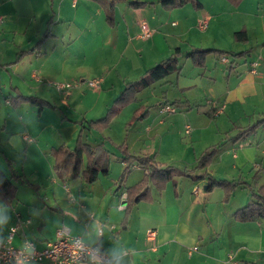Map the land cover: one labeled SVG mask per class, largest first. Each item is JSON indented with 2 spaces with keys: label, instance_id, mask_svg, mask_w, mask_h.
Segmentation results:
<instances>
[{
  "label": "crops",
  "instance_id": "crops-1",
  "mask_svg": "<svg viewBox=\"0 0 264 264\" xmlns=\"http://www.w3.org/2000/svg\"><path fill=\"white\" fill-rule=\"evenodd\" d=\"M136 1L145 3L132 5ZM196 1L199 6L189 1L169 8L161 0H0V98L5 108L10 105L14 110L19 104H30L26 113L31 116L34 129L24 125V109L17 114L8 109L5 113L0 111V151L23 152L28 160L35 151L39 159L53 168L51 148L57 147V143L66 145L64 136L74 138L77 131V125L65 112L68 99L87 101L84 108H69V114H76L80 109L81 119L75 122L80 123L81 128V122L96 119L93 114L97 115L113 103L126 82L139 79L169 53L170 56L186 53L184 57L190 62L187 69L182 65L179 73L172 74L173 79L166 77L164 81L180 92L176 103L181 114L177 117L184 121L183 129L190 125L188 134L194 142L205 136L219 139L227 135L204 169L193 172L186 171L187 167H176L191 175H203L202 178L179 175L177 177L186 179L174 177L161 192L150 183L153 199L137 202L128 215L124 189L118 187L120 176L107 183L99 181V175L88 182L82 176L72 177L71 169L63 171L61 185L52 179L56 191L47 202L41 201L40 206L28 200L18 204L19 198L14 203L16 194L9 203L0 199L8 207L0 213V238L7 236L19 215L30 222L19 224L12 238L13 245L21 246L29 239L37 248H43L47 241L55 238L56 230L65 226L70 234L85 242L98 243L108 258L104 264H264V219L238 221L233 216L237 208L252 200L251 189L264 184V124L239 138H234L230 132L235 129L238 134L244 127L264 119V47L252 55L253 47L264 46V42H260L264 41V31L258 33V29L264 30V14L259 12L264 2L244 6L245 0L236 4L229 0ZM146 6H153V11L145 9ZM202 18L206 19L204 28L198 26ZM141 21H146L152 29L149 37L140 35ZM242 29L246 31V41L234 38V33ZM227 39H232L239 48H222ZM254 39L256 44L252 43ZM200 49L226 50L232 56L239 54L232 57L207 51L205 65L198 67L187 55ZM93 77L102 79L99 89L88 86L86 80ZM54 81L78 84L64 93L52 85ZM89 90L93 96H88ZM23 95L36 96L44 105L17 102ZM47 108L52 109L56 117L52 115L50 119L44 113ZM217 108L220 111L216 113ZM146 111L147 116L149 110ZM10 115L20 121L19 127L12 130L6 127ZM150 126L145 129L148 135L152 132ZM83 129H80L81 138ZM211 145L200 148L195 165L200 153ZM150 153L148 150L138 155ZM151 156L155 159V155ZM155 161L158 166L172 165ZM121 163L124 165L122 160ZM214 164L230 168L231 175H240L246 170L247 180H241L242 176L235 178V174L232 179L244 181L241 188L247 191L236 194V188L228 201L223 200V190L211 198V193L219 186L207 190L209 178L230 181L208 170ZM132 166L141 168L135 163ZM145 172L143 169L142 176L135 177H138L136 182ZM19 175L25 177L23 172ZM71 180L93 186L94 196L89 199L86 194L82 196L81 183L75 195L68 185ZM180 180L189 182L178 186ZM24 182L31 184L29 180ZM97 182H100L98 186ZM200 185L203 191H199ZM194 246L197 249H193Z\"/></svg>",
  "mask_w": 264,
  "mask_h": 264
},
{
  "label": "rangeland",
  "instance_id": "rangeland-1",
  "mask_svg": "<svg viewBox=\"0 0 264 264\" xmlns=\"http://www.w3.org/2000/svg\"><path fill=\"white\" fill-rule=\"evenodd\" d=\"M206 1V0H204ZM264 2V0H245L244 6H248L250 2ZM145 9H148L150 12L153 11L154 7L151 6L149 8L148 6L144 7ZM160 9V8H158ZM259 12L264 14V4H261V8L259 9ZM262 29H258L259 35L262 33ZM257 41L252 40V43L256 44ZM264 42V41H260ZM222 48H227L231 50H236L239 48V46L235 45L232 39H227V41L223 42ZM261 44L258 46L253 47L252 55H255L256 52H261L262 49ZM169 53L164 59L170 57ZM186 53H183L180 55V63L183 66L184 69L188 68V64L190 63L188 59L184 57ZM230 55L229 53L227 54ZM232 56V55H231ZM230 56V57H231ZM235 57V56H232ZM212 58V57H211ZM211 58L209 59V62L211 61ZM217 62V60H216ZM185 63V64H184ZM89 79V78H88ZM167 79H173V75L170 74ZM164 80L157 82L153 85V87L145 89L138 93V99L129 104L126 105L123 110L113 118L110 126L103 130V131H89L88 129H83L82 131V138L83 140H86L90 144L95 143H102L104 142V146L109 150V174L107 177L102 176V173L100 174V180L102 182L107 183L112 180L113 178H118L124 168V165L121 163V156L122 153L120 152L119 148L117 147L120 143L125 142L128 144V146L131 149V152L133 154H144L148 150L151 151L149 156L155 155V160H157L159 163L163 164H172L173 166L177 168L190 170L193 172H196L198 170L193 169L195 166V158L199 154L202 148L210 145V144H216L220 143V141H224L227 139V135H223V137H219V139H213L208 136H205L203 139H201L198 142H194L193 139L189 136L187 132H185V129H183L184 121L178 119V115L181 114L180 109L178 107V103L173 104L176 108V112L171 113H161L159 108V103H163L165 101L173 102L175 101L178 96L180 95L177 91V89L172 86L169 82H164ZM54 82H62V81H54ZM164 82V83H161ZM92 89V88H90ZM88 94V96H93L91 93ZM2 100V98H0ZM87 105V101L83 100L80 101H74V99H68V102L65 104V112L66 115L71 117L73 120L72 122L74 125H77V131L74 132V138L72 136L66 138L64 136L63 142L69 147L73 148L75 146V141L77 138V134L80 131V123L75 122L77 120L81 119L82 113H80V109H77L75 113H70L69 108L70 107H76L79 106V108H84ZM142 105V108L138 113L142 111L149 110L147 116H139L136 117L133 114V111L138 107ZM2 108L0 109L1 112L5 113L6 110L8 111H15L17 113L21 112L23 109L24 114V125L26 128H32L33 129V122L29 119L31 116L26 113L27 107H30V104H24V106H21V104L18 105V109L14 110V108L10 105H7V108H5V104L2 100ZM106 110H102V112L98 113L97 115L93 114L94 118H99L102 115L106 113ZM258 110V109H257ZM46 115L51 119L52 115H55L56 113L50 109L47 108L45 110ZM18 116V115H17ZM257 118V117H256ZM58 119H60V114L58 115ZM88 119V118H87ZM254 120L251 119L250 122L252 123ZM71 122V121H69ZM150 124L152 132L148 135L146 133L145 129L146 126ZM20 121L13 120L9 118V122L7 123V129L12 130L13 128H16V126L19 127ZM193 126V125H192ZM57 129V128H56ZM54 130L57 133V130ZM262 129V128H260ZM231 134L235 137L237 134V130L232 129ZM253 133V132H252ZM58 136V135H57ZM108 137L111 139L109 140ZM59 139V136L57 137ZM224 143H222L223 145ZM59 143H57L56 146H58ZM155 146V147H154ZM201 148V149H200ZM200 150V151H199ZM30 156V154H29ZM32 156V157H31ZM31 160L25 159L24 153L21 152L19 154L14 153L12 150H3L0 151V169L4 171L6 174L15 173L19 174L21 172L24 173L25 177H18L13 178L12 182L17 186L16 191V197L13 200L15 203L17 200L16 198H19L20 201L18 204H20L23 201H30L32 203L41 205V201L47 202L48 199L51 198V194L55 192V186L52 184V179L54 178L58 185L62 184V179L64 178V174L62 170L54 171L52 167L48 166V162H44V160H41L38 158V154L35 151H32L31 153ZM139 156V155H138ZM50 161V158L47 157ZM9 159V161L7 160ZM9 163L11 166H9ZM214 167L209 168L208 170H214L216 171V175L219 177H223L226 179L233 180L232 178H239V176H242L241 180H247V172L246 170H243V172L239 175V173H234L231 175L230 168L224 167L220 168L217 164H214ZM192 172V173H193ZM142 176L143 169L139 167L132 166L131 170L126 174L125 177V184H133L138 180L135 178L137 175ZM140 178V177H139ZM186 179V177H177V179ZM24 180H29L31 184H27L24 182ZM72 181V184H70ZM68 182V185L71 187L72 192L77 195V186L81 183V195L85 196L87 195L88 199L93 197L92 195L93 186L91 187L90 184L86 183L85 181L81 182L80 180H71ZM187 180H180L178 182V186L181 183H188ZM243 183L239 185L235 191V193H241L247 191L246 188H241L244 186ZM100 182H97L96 186L99 185ZM171 185V184H169ZM94 186V187H96ZM200 190L203 191L202 185H200ZM223 189H220L219 187H215L213 190V193H211V198L214 197V195L218 193H222ZM94 193V192H93ZM125 204V201L122 202ZM5 204L0 201V213L3 212ZM8 208V207H7ZM202 208H199V211H201ZM47 211V210H45ZM199 217H203L199 216ZM1 220V215H0Z\"/></svg>",
  "mask_w": 264,
  "mask_h": 264
},
{
  "label": "trees",
  "instance_id": "trees-1",
  "mask_svg": "<svg viewBox=\"0 0 264 264\" xmlns=\"http://www.w3.org/2000/svg\"><path fill=\"white\" fill-rule=\"evenodd\" d=\"M191 2L195 6H199L200 3L196 0H161L162 4L169 8H174ZM230 2L236 4L240 0H229ZM145 2H132L134 6H141ZM110 19V18H109ZM112 20L110 19V23ZM234 38L238 41H246V31L244 29L236 31L234 33ZM207 51H213L219 55H230L231 52L226 50L217 49H200L198 52L192 50L188 53V57L191 58L192 63L195 66L203 67L205 65V53ZM238 56L239 53L235 54ZM228 56V55H227ZM182 68L180 63V54L172 53V55L162 60L149 69L146 70L144 75L135 81L126 82L121 93L113 100V103L107 108L106 113L97 118L89 119L85 122H81V130L83 128L89 131H103L107 129L113 118L119 115L126 105L135 102L138 99V93L153 87V85L160 80L165 79L170 74H177ZM27 101L42 107L44 104L43 100L32 95L19 96L17 102ZM168 100L161 104H168ZM176 100L171 105L176 104ZM160 104V105H161ZM142 108V105L138 106L133 114L136 117L145 116L147 111H142L138 113ZM160 108V106H159ZM264 124V119L254 122V124L244 127L240 132L234 137L239 138L247 134H251L255 129ZM81 130L78 134L73 148H69L66 145H59L57 147H52L49 154L53 161V170H62L68 172L71 169L72 177L82 176L86 181L92 182L102 174H108L109 172V150L104 146V142L90 144L81 138ZM109 139V138H108ZM221 143L212 144L203 150L197 157L196 165L193 169H204L211 163L214 156L218 153ZM122 153L121 160L124 163L123 171L118 179V187L124 189V194L126 195V215H128L134 208L135 204L141 200H152L153 194L150 192L149 184L151 183L157 192L165 187L166 183L173 180L174 177L179 175L191 176L193 179L202 178L203 175H191L186 173V171H181L172 165H156V161L152 156L143 155L138 156L132 154L125 142L120 143L117 146ZM85 158V168L82 169V161ZM136 164L143 168L146 172L143 177L136 183L126 186L124 184L126 174L131 170V166ZM9 166L11 164L9 163ZM20 177L19 174L10 173L6 174L0 169V199L3 202L9 203L16 194L17 187L12 182L13 178ZM243 182L241 180H218L209 178L206 185V189L210 190L215 186L221 187L224 192V201H228L233 191L241 185ZM252 200L247 204L237 208L234 211V218L238 221H258L264 219V184L260 185L257 189H251Z\"/></svg>",
  "mask_w": 264,
  "mask_h": 264
},
{
  "label": "built area",
  "instance_id": "built-area-1",
  "mask_svg": "<svg viewBox=\"0 0 264 264\" xmlns=\"http://www.w3.org/2000/svg\"><path fill=\"white\" fill-rule=\"evenodd\" d=\"M1 21V15H0ZM200 28L206 27V19L202 18L198 22ZM140 35L144 38L149 37L152 29L146 21L140 23ZM227 60L226 58H222ZM89 87L99 89L102 79L100 77H93L86 80ZM77 82H52V85L58 90L68 93L70 89L76 86ZM212 103L214 107L217 105L212 100H207ZM160 112L172 113L176 110L171 104H161ZM220 108L216 109V113ZM190 125L185 126V132H190ZM17 222L8 230L5 238H0V263L24 264L27 261H43L47 260L50 264H81L89 262L90 264H97V259L104 264L108 261L105 252L99 247L98 243L89 244L81 239L79 236L70 234L65 226H61L56 230L55 238L47 241L43 248H37L33 241L25 239L21 246L12 244V238L18 229L19 224L22 222L29 223L30 219H21L17 215ZM151 232V231H150ZM152 233V232H151ZM197 249V246L192 247Z\"/></svg>",
  "mask_w": 264,
  "mask_h": 264
},
{
  "label": "clouds",
  "instance_id": "clouds-1",
  "mask_svg": "<svg viewBox=\"0 0 264 264\" xmlns=\"http://www.w3.org/2000/svg\"><path fill=\"white\" fill-rule=\"evenodd\" d=\"M18 264H21V262L18 261ZM97 264H101V262L99 261V259H97Z\"/></svg>",
  "mask_w": 264,
  "mask_h": 264
}]
</instances>
